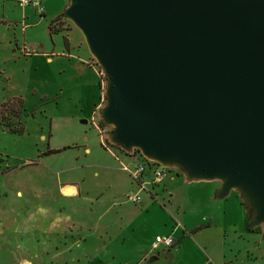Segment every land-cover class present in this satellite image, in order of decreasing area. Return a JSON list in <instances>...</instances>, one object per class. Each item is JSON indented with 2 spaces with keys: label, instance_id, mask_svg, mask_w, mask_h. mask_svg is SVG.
<instances>
[{
  "label": "rangeland",
  "instance_id": "374dc122",
  "mask_svg": "<svg viewBox=\"0 0 264 264\" xmlns=\"http://www.w3.org/2000/svg\"><path fill=\"white\" fill-rule=\"evenodd\" d=\"M18 1L0 0V264H264L262 226L249 230L247 221L225 233L221 225H201L210 215L198 182L208 181H188L184 171L165 168L155 183L150 165L136 204L126 197L139 188L128 173L88 165L120 169L136 160L112 147L105 135L111 127L101 125L107 78L82 32L60 16L68 0H41L44 15ZM13 98L23 105L8 104ZM48 147L60 150L45 154ZM115 176L121 189L112 212L125 216L121 227L110 228L117 239L96 240L90 226L111 201L106 192L95 205V188ZM62 184L77 186L79 194L60 195ZM172 232V247L144 254L156 234ZM151 254L158 258L148 263Z\"/></svg>",
  "mask_w": 264,
  "mask_h": 264
},
{
  "label": "water",
  "instance_id": "95a60500",
  "mask_svg": "<svg viewBox=\"0 0 264 264\" xmlns=\"http://www.w3.org/2000/svg\"><path fill=\"white\" fill-rule=\"evenodd\" d=\"M60 16L107 78V141L236 190L264 240V0H68Z\"/></svg>",
  "mask_w": 264,
  "mask_h": 264
},
{
  "label": "crops",
  "instance_id": "0c3cea01",
  "mask_svg": "<svg viewBox=\"0 0 264 264\" xmlns=\"http://www.w3.org/2000/svg\"><path fill=\"white\" fill-rule=\"evenodd\" d=\"M44 14H45V12H44ZM116 147H114V148H116ZM59 150L60 149L55 148V147H48V150L45 152V154L46 153L47 154L55 153V152H58ZM84 151L86 153H91V148L86 146L84 148ZM105 151L109 152L111 156H114V158L118 159L116 154H113L111 151H108V150H105ZM116 151H118V150H116ZM131 162L132 161L130 160V161H127L126 163L131 164ZM88 165L96 166L98 168H103L106 171H108V170L114 171V172L124 171V170H122V167L119 169L110 163L107 165H100L99 163H92V164H88ZM124 172H126V171H124ZM198 183H199L198 185L201 187L200 189L202 190L203 195L205 196L204 197L205 198V209L209 212V215H210L209 220L207 217L204 219V222H206V220H208V222L201 223V225L203 227L212 228V227H218L221 225L223 232L226 233L228 230H232L233 232L236 233L238 230L237 228L242 229L246 226V223L249 219V214L246 213V210L244 208V204H243L241 198L238 197V195L234 196V198H230L229 194L232 193L231 192L232 190H231L230 193L228 194V196H226L224 198H218L217 193L221 187V182L219 180H211L208 182H198ZM120 189H121V181H120V178L118 176H115V178H113L112 181L107 186L101 188L98 185L97 188H95V194H94L95 205L101 204V199H102V197H105L104 193H106V192L108 193V198L111 201L110 205L107 208H105L103 211H99V212L95 213L96 214V219H95L96 223L93 226V228L90 226L89 230L93 231V234H94V237L96 240L104 238L105 234H107V237H109V240H115L118 237V234L115 235L114 237H111L108 234L110 233L111 226L117 225V226L121 227V224H122L123 219H124L123 216H125V213L122 210H116V212H114V213L112 212L113 208L117 205L115 200H116V196H117L118 192L120 191ZM78 191H79L78 187L75 185H72V184H62L58 187V193L62 196L79 194ZM227 197H229V198H227ZM107 214H110L111 217H110L109 221L103 222V220H104L103 216L107 215ZM140 216H142L141 212L135 214L136 218H138ZM192 228L195 229L196 227H192ZM193 229H190V230H193ZM195 233H197V231L192 233L191 236H193ZM167 234H173V232L167 233ZM167 234H164V235H167ZM157 235L158 234H156L155 236H157ZM155 236H154V238H155ZM191 236H189V237H191ZM147 248H148V250L146 249L144 254H147L149 252L150 248L149 247H147ZM163 249H165V248L159 247L158 252L162 251Z\"/></svg>",
  "mask_w": 264,
  "mask_h": 264
},
{
  "label": "built area",
  "instance_id": "2783aa9c",
  "mask_svg": "<svg viewBox=\"0 0 264 264\" xmlns=\"http://www.w3.org/2000/svg\"><path fill=\"white\" fill-rule=\"evenodd\" d=\"M19 5L21 7L24 6H32L39 14L43 15L45 12V7L41 0H19ZM105 129H100V133H104ZM106 133V132H105ZM137 151V152H136ZM133 154H130L133 156L136 160L132 161L131 164L128 163H122V170L126 171L132 180H134L138 184V191L136 193H128L126 197L131 200L132 202L138 204L141 201L140 195L138 194L139 191L145 189L146 182L142 181L141 178L147 168V166L150 167L153 166V178L152 182H159L161 178L165 174V168L161 164L150 161L146 159L138 150H136ZM137 154V155H136ZM176 240L173 236V234H167V235H157L155 236L153 243L150 247L149 253H157L159 247L164 248H170L175 244Z\"/></svg>",
  "mask_w": 264,
  "mask_h": 264
},
{
  "label": "trees",
  "instance_id": "16d2710c",
  "mask_svg": "<svg viewBox=\"0 0 264 264\" xmlns=\"http://www.w3.org/2000/svg\"><path fill=\"white\" fill-rule=\"evenodd\" d=\"M58 18H56V19H54V20H57ZM9 102L10 103H12V104H14V105H16V106H22L23 105V102H22V99H12L11 101H8V104H9ZM24 109V108H23ZM22 109V110H23ZM101 125H102V123H101ZM10 132H14V133H19V134H21L22 132H21V129L20 130H16V129H14V128H12V127H9V129H8ZM112 147H116V146H114V145H111ZM117 148V147H116ZM201 228V226L200 227H198V228H195V229H193L192 231H189V232H184L183 233V236L184 237H189V236H191L192 235V233H194L195 231H197L198 229H200ZM185 231V230H184ZM176 243V242H175Z\"/></svg>",
  "mask_w": 264,
  "mask_h": 264
},
{
  "label": "flooded vegetation",
  "instance_id": "af4514ba",
  "mask_svg": "<svg viewBox=\"0 0 264 264\" xmlns=\"http://www.w3.org/2000/svg\"><path fill=\"white\" fill-rule=\"evenodd\" d=\"M137 152V151H136ZM157 255H158V253H157Z\"/></svg>",
  "mask_w": 264,
  "mask_h": 264
}]
</instances>
